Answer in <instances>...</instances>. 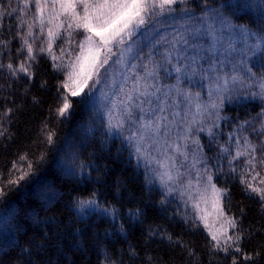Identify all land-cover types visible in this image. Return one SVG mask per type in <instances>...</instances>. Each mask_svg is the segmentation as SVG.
Masks as SVG:
<instances>
[{"label": "snow or ice", "instance_id": "1", "mask_svg": "<svg viewBox=\"0 0 264 264\" xmlns=\"http://www.w3.org/2000/svg\"><path fill=\"white\" fill-rule=\"evenodd\" d=\"M33 2L34 11L28 7L29 0H24L23 7L19 3L16 6L9 3L7 8H0V20L5 15L12 17L16 14L18 27L12 38L19 39L15 51L21 55L18 63H0V69L6 68L12 77L31 80L35 75L32 65L38 59L36 41L46 32V40L41 42L38 51L47 52L53 67L64 71L65 75L60 83L65 91L55 109L57 115L66 116L72 108L69 96L81 97L76 103L93 109V122L98 118L106 124V134L121 136L128 142L137 162L143 161L149 168L153 181L159 182L165 197L176 192L177 185L180 186L181 196L187 197L186 205L191 203L198 220L204 223L215 251L225 254L231 251V264H239L241 257L245 264L253 260V254L241 247L243 232L239 230L237 218L227 217V227L222 225L219 230H213L207 223L206 210L201 209V203L207 204L210 199L213 211L225 215L222 198L227 195V189H219L212 183L213 174L208 171L212 158L204 154L198 133L207 134L209 148L217 142L224 93L237 83L256 86L264 96V75L257 77L247 63L259 54L258 59L264 68V0H222L219 7L209 6L208 0ZM197 8L200 9L199 15L196 14ZM250 10L257 13L256 30L233 22V17L241 18L238 13ZM37 26L39 34L33 31ZM77 34L81 37L79 40ZM60 39L63 41L61 55L70 57L66 64L58 63L60 58L53 52V44ZM10 43L7 39L0 40V45L5 48ZM73 46L78 51L71 59ZM145 49H148L146 62L142 56ZM157 56L159 61L155 59ZM173 73L174 84L162 83ZM242 73L247 74V81ZM117 75L119 85L116 84ZM254 77L257 78L253 80ZM194 82L207 88V100L201 99L200 92L184 87ZM108 88L112 90L106 91ZM11 112L12 109L7 108L3 115ZM4 131L0 130V136ZM85 132L94 134L95 128L86 127ZM259 135L260 143L257 144L248 136L230 133L228 140H234L235 154L227 142L221 144L217 163L212 166L227 159L231 171L235 172L237 169L231 167L233 161L243 157L240 183L246 192L259 198L264 211V175L257 171L258 167L264 170V121ZM54 136L55 132L49 131L46 142L52 144ZM66 146L73 147L71 142ZM44 160L46 156L41 154L38 162ZM59 166L69 176L83 175L85 170L75 153L66 154ZM37 170L27 153L21 155L19 161H13L6 182L0 172V199L7 195V188L21 186V181L27 182ZM202 180L205 181L203 186ZM54 198L50 196L49 200ZM166 202V199L161 201ZM75 209L82 218L99 214L110 217L113 222L119 219V210L113 205L101 204L94 192L78 196ZM131 215L138 218L141 213L136 210ZM15 219L16 213L9 211L8 215L0 217V223L15 232L18 231V226L12 224ZM228 228L235 230L232 235L228 234ZM120 230H124L123 224ZM161 231L149 229V235L155 237ZM165 235L174 246L187 247L181 239L174 240L171 234ZM136 255L138 253L133 249L130 256ZM106 262L117 264L107 257L101 264ZM119 264L124 262L121 260ZM145 264H152V257H148Z\"/></svg>", "mask_w": 264, "mask_h": 264}, {"label": "trees", "instance_id": "2", "mask_svg": "<svg viewBox=\"0 0 264 264\" xmlns=\"http://www.w3.org/2000/svg\"><path fill=\"white\" fill-rule=\"evenodd\" d=\"M221 2L208 0V5L219 7ZM9 3L23 7L24 0H0V8H7ZM196 14H200L199 8ZM15 15L0 20V40L11 41L7 48L0 45V63L5 65L21 59L15 51L19 39L12 38L18 27ZM237 15L241 18L233 17L234 23L257 29L255 10ZM33 31L39 34L38 27ZM76 39H80L79 34ZM40 46L38 39V59L32 65L35 75L31 80L12 77L6 68L0 69V130H5L0 136V172L6 182L13 161L25 153L38 169L27 182L21 181V186L7 188V195L0 199V217L14 211L12 224L18 226L13 232L0 223V264H101L106 257L117 264L121 260L124 264H145L148 257H152V264H231V251H215L196 222L161 203V193L147 186L125 144L109 137L98 118L94 123L90 109L76 103L80 99L69 97L72 108L66 116L57 115L55 109L65 91L60 83L65 76L53 67L47 52L38 51ZM61 46L63 41L59 40L53 52L60 53ZM7 108L12 112L4 116ZM260 108V102H248L225 106L224 112L237 121ZM86 127L95 128V133L86 134ZM49 131L55 132L52 144L46 142ZM68 142L73 147H67ZM73 153L85 165L83 175H66L59 166L66 154ZM41 154L46 160L38 162ZM215 182L227 189L223 209L239 220L242 249L253 254L247 264H264V211L259 198L246 192L237 176H218ZM92 192L101 204L119 210L118 220L76 214L75 199ZM50 196L55 198L49 200ZM136 210L141 213L138 218L131 215ZM149 229L162 231L150 237ZM165 233L174 240L181 239L187 247L174 246ZM133 249L138 255L130 256ZM239 264H245L242 257Z\"/></svg>", "mask_w": 264, "mask_h": 264}, {"label": "rangeland", "instance_id": "3", "mask_svg": "<svg viewBox=\"0 0 264 264\" xmlns=\"http://www.w3.org/2000/svg\"><path fill=\"white\" fill-rule=\"evenodd\" d=\"M28 7L30 10L34 11L33 0H29ZM62 35H63V33H62ZM44 40H46V32L44 33V35L40 36V38H39L40 45H41V42ZM60 40L62 41V39H60ZM58 41L59 40L55 41L53 46H55ZM44 46L46 47V44H44ZM237 47H241V45H237ZM160 50H161V52H163L164 47L161 46ZM71 51H72L71 59H74L75 54L78 51V49L75 48V46H73ZM147 53H148V49H145L144 53H142V56L145 58L144 62H146ZM56 55H57V57L60 58L57 62L61 63V64H66L68 62V60L70 59V57H68L66 54L62 56L61 52L60 53L57 52ZM258 56H259V54H257V56L251 57L247 61L248 66L252 67V71L257 74V77L264 75V68L261 67V62L259 61ZM155 59L157 61H159L160 57L157 56ZM253 65H254V67H253ZM228 67L230 69V66H228ZM242 67L243 66H241V69H242ZM62 72L64 73V71H62ZM242 74H244V73H242ZM161 75H163V73H161ZM244 75H245V80L247 81V74H244ZM257 77H254L253 80H255ZM111 83L112 82L110 80L109 84H111ZM119 83H120V78L117 75L116 84L119 85ZM162 83L174 84L175 83V74L173 73V75L171 77L163 80ZM130 84H131V81H129V86H130ZM184 87L190 88L191 91H193V92H200L202 100L208 99L206 87L201 88L195 82L192 85L185 84ZM111 90H112L111 88L106 89V91H109V92ZM85 91H87V89ZM69 97H71V96H69ZM75 98L81 99V97H75ZM248 102H260L261 103L260 110L258 112H256L255 114L251 115L249 118H246L244 120L239 119L236 121L229 114L224 112L225 106H233V105H237V104L241 105V104L248 103ZM87 107L93 113V109L89 106H87ZM261 113H264V96L260 95L259 88L256 86L249 87L247 83H245V84L237 83V85L235 87L230 88V90L228 92L224 93L223 107L220 109V116L222 117V119L219 121L220 127H219L218 131H219L220 135L217 139V142L213 143L211 145V147L209 148L208 147L209 138H208L207 134L206 133H198L199 143L204 146V148H203L204 154H206L207 157L212 158L211 162L209 164L208 171L213 174L212 183H214L217 188L222 189L221 187L217 186V184L215 182V179L218 176L221 177V176L231 174L233 176H237L240 179V172H241V167H242L243 159H244L243 157H241L240 160L233 161V164L231 167H235L237 169L235 172L231 171L230 166L228 165L227 159H221L219 161L218 166L213 167L212 165H215L217 163L216 157L219 154L220 145L225 144V142H227L228 146L231 147L232 154L233 155L235 154L234 140L233 141L228 140L230 133H236L237 135L242 134L244 136H248L249 139H251L254 143L259 144L260 143V135H259L260 125H261V122L264 121V115H258ZM245 121H247V123H245ZM105 127H106V124H103V131L106 133ZM253 128L256 129L255 132L253 131ZM107 135L109 137H112V138H117L125 144V146L129 150V155L131 156V158L134 161V164L136 165L138 170L143 174L147 186L153 187L156 190H158L161 193L163 199H166L167 202L165 204L169 205L170 207L175 208L180 213L181 216H183L187 219H191L194 222H196L198 224V226L204 231V233L207 235V237L212 242L211 236L209 235L208 230L205 228L204 223H202L198 220V218L196 216V212L191 207V203H188L186 205L185 200L187 199V197L181 196L180 192L182 191V189L180 188V186L177 185L176 186L177 191L174 192L172 195H168L165 197L164 190L162 189L159 182L153 181L152 176H151V171L149 170V168L145 166L143 161H141L139 163L137 162L135 155L132 154V148L128 144V142L121 136H118L115 134H112V135L107 134ZM192 147H194V146H192ZM259 156H260V153L258 151L257 157L259 158ZM257 171H261V174L264 175V170H261L259 167L257 168ZM194 174H195V172L193 171V175ZM186 179H187V177H185V180ZM204 182H205L204 180L201 181V186H203ZM210 192H211V190L209 189V195H210ZM222 208H223V198H222ZM201 209L206 210L207 223L213 228V230L221 229L222 225L225 228L227 227L225 224V220L229 216L226 214L224 209H223V211H224L225 215H223V216L214 212L210 199H209L207 204H205L203 202L201 203ZM74 210L76 212L75 205H74ZM227 231H228L229 235H232L233 231H235V230L228 228Z\"/></svg>", "mask_w": 264, "mask_h": 264}]
</instances>
